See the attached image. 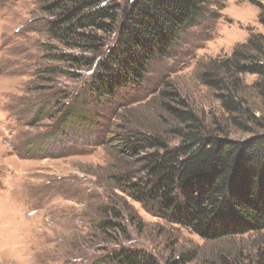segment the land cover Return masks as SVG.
I'll return each instance as SVG.
<instances>
[{"label":"rangeland","instance_id":"374dc122","mask_svg":"<svg viewBox=\"0 0 264 264\" xmlns=\"http://www.w3.org/2000/svg\"><path fill=\"white\" fill-rule=\"evenodd\" d=\"M62 1L0 0V264H119L123 249L142 250L161 264H210L222 254L250 262L262 235L209 242L134 200L126 185L129 177L143 180L147 153L131 152L123 135L133 126L162 135L178 126L169 108L183 107L166 91L177 92L209 127H224V137L263 134L264 96L251 87L258 77H243L255 118L245 130L232 127L201 82L210 61L264 32L259 8L248 0H209L137 84L97 96L90 87L117 33L91 32L97 52L69 47L77 44L73 37L61 44L50 27L66 12ZM116 1L107 7L115 4L121 14L129 0ZM57 3L62 10L53 12ZM71 57L95 65L82 67ZM108 220L122 230L102 229Z\"/></svg>","mask_w":264,"mask_h":264},{"label":"trees","instance_id":"16d2710c","mask_svg":"<svg viewBox=\"0 0 264 264\" xmlns=\"http://www.w3.org/2000/svg\"><path fill=\"white\" fill-rule=\"evenodd\" d=\"M208 1L129 0L119 14L115 4L107 7L108 0H63L66 12L52 22L50 33L61 44L73 37L77 44L69 47L86 52L98 50V39L91 32L117 33L115 45L90 87L97 96H112L137 84L153 60L167 56L182 31L202 15ZM248 1L259 8V23L264 29V0ZM60 6L57 3L51 9L57 12L62 10ZM70 59L82 67L94 64L84 58ZM246 75L258 77L251 87L264 96V32L251 34L230 57L210 61L201 74V82L215 94L232 127L242 130L255 119L245 99L250 87L243 79ZM165 93L183 107L169 108L179 120L178 126L163 135L146 134L133 126L123 135L131 152L147 153L142 160L143 180L128 178L130 196L149 213L209 242L251 234L264 237V133H255L247 140L224 137V127H209L195 112L186 110L177 92ZM168 135L177 142L166 138ZM117 223L108 220L101 227L122 230ZM119 257V264H161L142 250L123 249ZM210 264L245 263L222 254ZM246 264H264V241Z\"/></svg>","mask_w":264,"mask_h":264}]
</instances>
